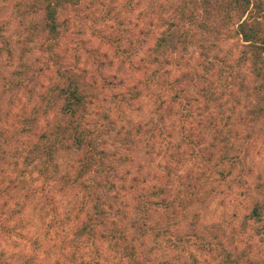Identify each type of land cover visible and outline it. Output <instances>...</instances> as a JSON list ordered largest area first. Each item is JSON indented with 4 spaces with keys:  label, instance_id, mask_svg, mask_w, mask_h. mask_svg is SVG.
Masks as SVG:
<instances>
[{
    "label": "rangeland",
    "instance_id": "obj_1",
    "mask_svg": "<svg viewBox=\"0 0 264 264\" xmlns=\"http://www.w3.org/2000/svg\"><path fill=\"white\" fill-rule=\"evenodd\" d=\"M27 1L0 0L3 34L13 45L28 38L27 30L21 26L27 20L24 18ZM176 2L80 0L76 13L68 12L61 17L60 28L65 37L62 49L66 50L61 55H65L71 67H85L98 78V87L87 92L88 127L108 152L117 174L129 179L136 177L139 197L150 204L158 203L159 189L167 184L163 178L167 162H172L178 151L188 150L182 140L186 134L190 135V126L200 125L194 121L182 131L183 122L175 113L178 100L172 108L164 107L158 112L159 101L155 102L152 95L161 94L159 87L142 86L138 97L136 93L131 96L129 87L139 78L151 81L154 64L144 76V70L130 69L127 61L122 64L121 54L109 43L132 47L137 51L131 57L135 67L144 57L148 65L154 62L170 79L180 73L181 66H175L176 57H182L183 63L197 64L199 46L217 43L209 55L217 65L211 78V90L216 94L211 110L216 116L215 123H221L228 136L229 150L217 153L218 158L207 168L201 157H189L188 151L182 163L174 168L169 186L179 185L178 178L183 174L202 170L207 176L199 201L175 215L154 206L148 216L150 233L142 235V231H137L130 235H136L135 256L146 259L148 264H249L245 255L255 261L264 260L263 223L250 218L256 203L264 206V63L252 65L253 56L241 55L246 47L235 38L223 41L204 32L199 22L176 23L173 13ZM173 30L181 33L184 48L171 58V55H145L146 47L153 45L163 31ZM139 43L147 46L137 48ZM24 49V54L17 50L13 58L2 55L0 61V263L128 264L124 253L121 258L123 250L116 249L113 243L98 240L91 245L85 236H78L86 199L80 187L61 184L64 175L74 171L75 154H58L56 168L50 171L46 183L34 168L22 164L21 157L30 148L28 135L34 136V131L15 116H22L24 107L27 115L31 110L46 109L54 119L56 113L49 92L51 75L46 73L37 81L25 66L26 63L34 70L41 66L37 43ZM79 55L80 63L75 65ZM103 79L113 81L116 86L103 85ZM117 98L124 101L118 104ZM197 109L193 114L198 113ZM208 112L202 114L203 118ZM137 125L141 130L133 137L132 145L122 146L117 132L122 127L132 130ZM161 127L162 135L157 131ZM6 129H9L7 144ZM191 137L197 138L195 134ZM210 140L208 135L205 143ZM126 205L125 216L112 212L111 217H139L133 210L135 203L131 196L127 197ZM260 213V219H264V209ZM127 225L129 222L120 228ZM218 242L230 254L220 252Z\"/></svg>",
    "mask_w": 264,
    "mask_h": 264
},
{
    "label": "trees",
    "instance_id": "obj_2",
    "mask_svg": "<svg viewBox=\"0 0 264 264\" xmlns=\"http://www.w3.org/2000/svg\"><path fill=\"white\" fill-rule=\"evenodd\" d=\"M79 3L80 0L27 1L28 11L24 17L27 20H24L21 26L27 30L28 38L25 41H17L15 45L6 41L3 34L5 28L0 21V61L2 55L13 58L15 51L21 50L24 54V48L37 43V51L42 56L41 66L34 70L24 61L21 62L30 68V75L37 81H41L46 73L51 75L50 81L52 83L49 92L54 100L53 105L56 106L54 119L50 117L46 109L42 112L40 109L31 110L27 115L25 107L22 116H15L21 122L26 123V128L34 131V136L28 135V142L31 146H28L30 147L28 152L21 157L23 159L22 164L25 168H34L38 172V176L43 178L46 183L50 171L56 168L55 161L58 154L63 152L75 154L72 164L74 171L73 173H66L61 184L80 187L86 199L77 231L78 236H85L84 238L87 242L90 241L91 245H94L98 240L113 243L116 249L123 250L120 252L121 258L124 253L125 260L129 259L128 264H148L146 259L135 256L136 235L135 233L130 235V232L142 231V235L150 233V217L148 216L154 206L163 207L164 211L174 215L177 212L186 211L187 208L199 201V192L204 185L202 182L207 176L205 173L203 174L202 170L196 173L189 172L178 178L179 185L170 187L169 183L173 179L174 168L182 163L183 157L189 152V157H201L205 168H207L213 160L218 158L217 153L222 150H229L228 136L224 134L221 123H215L216 116L211 110V104L216 100V94L211 90V78L214 76L217 65L209 55H211L213 45L216 46L217 43L212 42L199 46L198 55L200 56L197 64H192L190 61L183 63L182 57H176V60L174 59L175 66L177 68L181 66V69H178L180 73L173 79L165 77L154 62L148 65L144 57L140 59L139 66L135 67L131 57L135 56L137 51H133L132 47L129 46L122 48L114 41L109 43L115 46L118 54H121L122 64L127 61L130 69L136 72L144 70L142 73L144 76L149 74L147 68L154 64L151 81L144 80L142 76L134 85H130L128 92L130 95L131 93H136V96L140 94L142 86L149 89L153 85L159 87L161 94L152 95L155 102L159 101L158 112L164 107L172 108L178 100L175 113L183 122L182 131L186 129L188 123L190 125L197 121L200 125L199 127L197 125L196 127L190 126V135L186 134L188 136L185 135L182 140L188 150L185 153L178 151L174 160L167 162L163 177L164 180L166 178L167 184L159 189L158 203L149 204V200L139 197L140 193H138V187L135 185L136 177L129 179L117 174L116 168L110 162L108 152L98 144L94 131L88 127L86 122L89 106L87 92L98 87L96 84L98 78L89 74L85 67H77L76 69L71 67L67 63L65 55H61L66 53V50L62 49L65 37L60 28L61 17L68 12L69 14L71 12L76 13ZM173 13L178 24L199 22L204 32L215 34L223 41L237 39L244 48L246 47L241 55L253 56V58L251 57L252 65L257 67L258 61L264 63V0H177ZM26 26L28 27L26 28ZM32 34L34 37H31ZM168 37L172 39L174 37V39L171 40ZM21 46L23 49H20ZM142 46L147 45L139 43L136 47ZM181 47H185V42L181 41V33L178 30L163 31L153 45L146 47L145 55H152L153 57L171 55V58L172 55L177 54ZM90 52L92 53V51ZM79 63L80 55L76 58L75 65ZM112 63L111 61L110 64ZM98 64L104 66L101 61H98ZM30 80L32 81V77ZM102 84L116 86L113 81L106 79H103ZM119 84H122V81ZM192 89L194 93L190 95L189 92ZM172 93L173 95H171ZM116 101L119 104L124 100L117 98ZM194 109H197L198 113L193 114ZM24 111L26 112L24 113ZM207 111H209L208 114L203 118L202 114ZM189 117L191 118L189 119ZM187 119L189 120L187 121ZM193 128L195 129L193 130ZM6 130L4 131V138H6L7 144L9 143V129ZM140 130L138 125L128 131L122 127L117 132L120 136V144L124 147H130L133 143V137L140 133ZM158 130L161 135L164 133L163 127ZM193 134L197 138H192ZM208 135H210L211 140L206 144ZM173 162L174 164H172ZM128 196H131L133 204L135 203L133 210L139 214V217H111L112 212L122 216L127 214ZM117 203H123V206H118ZM263 209L264 206L256 203L250 218L257 223H263L264 229V219H260V210L263 211ZM128 222L129 225L120 228L123 223ZM217 244L220 252L225 251L227 255L230 254L221 242ZM245 256L249 264H264L262 259L255 261L256 259Z\"/></svg>",
    "mask_w": 264,
    "mask_h": 264
}]
</instances>
